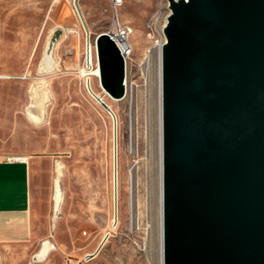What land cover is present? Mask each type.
<instances>
[{"label": "rangeland", "instance_id": "374dc122", "mask_svg": "<svg viewBox=\"0 0 264 264\" xmlns=\"http://www.w3.org/2000/svg\"><path fill=\"white\" fill-rule=\"evenodd\" d=\"M77 9L65 0H0L8 150L33 156L32 240L0 247V264H155L157 243L149 234L157 206L152 52L163 40L169 2L125 0L113 6L108 0H79ZM117 25L132 32L124 56L125 94L113 98L93 75L88 90L82 68L88 34L94 46L98 34ZM50 43L53 65L46 70ZM44 242L50 249L38 258Z\"/></svg>", "mask_w": 264, "mask_h": 264}, {"label": "water", "instance_id": "95a60500", "mask_svg": "<svg viewBox=\"0 0 264 264\" xmlns=\"http://www.w3.org/2000/svg\"><path fill=\"white\" fill-rule=\"evenodd\" d=\"M168 2L164 264H264V0Z\"/></svg>", "mask_w": 264, "mask_h": 264}, {"label": "bare ground", "instance_id": "6f19581e", "mask_svg": "<svg viewBox=\"0 0 264 264\" xmlns=\"http://www.w3.org/2000/svg\"><path fill=\"white\" fill-rule=\"evenodd\" d=\"M131 32H132L131 27L123 26V38L126 43L128 41V37ZM107 35H108L107 32H102L101 36L97 40L96 47L95 45L93 46L91 44L90 58L87 56V60L89 59L92 62L94 61L95 49H97L98 59H100L101 63H99L96 67H94L88 74H91L95 77H99L102 88L111 97L120 98L124 96L125 94V84H124V75H125L124 59L125 57L121 54V51L119 50V48L115 49V48L106 46ZM162 35H163V40L158 41L157 47L152 52V56H155V59H156V65H155L156 66V95H157V110H158L157 111L158 112L157 113L158 114L157 115L158 116L157 200H156L157 206H156V212L152 214L150 217L151 226H150L149 234L151 238L153 237L157 243V259H156L155 264H164V256H163L164 253H163L162 74H161L162 73L161 72V54H162L163 45L161 46L159 45V43H165L166 38H165L164 32H162ZM43 64L46 70L52 69V65H53L52 53L50 50H48V48L44 53ZM82 72H83V75L86 74V70L82 69ZM115 176H116V181H117V177H118L117 172ZM115 212H116V217H115V222H116L117 220H119V212L117 210ZM49 249H50V243L44 242L40 253L37 254L36 256L38 258L44 257V255Z\"/></svg>", "mask_w": 264, "mask_h": 264}, {"label": "crops", "instance_id": "0c3cea01", "mask_svg": "<svg viewBox=\"0 0 264 264\" xmlns=\"http://www.w3.org/2000/svg\"><path fill=\"white\" fill-rule=\"evenodd\" d=\"M6 101L0 89V247L26 245L32 240L30 208L33 156L15 155V152L8 150ZM15 156H21L22 159L17 160Z\"/></svg>", "mask_w": 264, "mask_h": 264}, {"label": "built area", "instance_id": "2783aa9c", "mask_svg": "<svg viewBox=\"0 0 264 264\" xmlns=\"http://www.w3.org/2000/svg\"><path fill=\"white\" fill-rule=\"evenodd\" d=\"M56 1V0H55ZM66 2H68L71 6L73 10H76L78 12L77 9V4L79 2V0H65ZM111 2V4L113 6H121L125 0H108ZM152 23V20L150 21V25ZM123 26L124 25H117L114 29H111L110 31H108L107 33L110 36V39L114 42V44L116 45L117 48H119V50L121 51V54L123 56L128 55L130 53L131 48L129 47V45L124 41L123 38ZM95 45V42H94ZM159 45H164V43H159ZM96 47V45H95ZM90 49H91V44H90V40H89V34H88V40H87V47H85V62H84V66L82 69L86 70V74L85 76H87V80H86V87L87 89L91 88L90 86V76L91 74H88L94 67H96L98 65V61H97V53H96V49H95V59L92 62L91 60H87V56L90 58ZM17 160H21L22 157L21 156H15L14 157Z\"/></svg>", "mask_w": 264, "mask_h": 264}]
</instances>
